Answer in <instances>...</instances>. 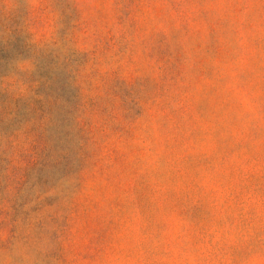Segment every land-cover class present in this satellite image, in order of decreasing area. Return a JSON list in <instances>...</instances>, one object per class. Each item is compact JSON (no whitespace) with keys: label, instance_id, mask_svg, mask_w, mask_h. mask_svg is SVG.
<instances>
[{"label":"rangeland","instance_id":"374dc122","mask_svg":"<svg viewBox=\"0 0 264 264\" xmlns=\"http://www.w3.org/2000/svg\"><path fill=\"white\" fill-rule=\"evenodd\" d=\"M0 89V264H264V0H0Z\"/></svg>","mask_w":264,"mask_h":264},{"label":"trees","instance_id":"16d2710c","mask_svg":"<svg viewBox=\"0 0 264 264\" xmlns=\"http://www.w3.org/2000/svg\"><path fill=\"white\" fill-rule=\"evenodd\" d=\"M12 107L7 90L0 89V146L8 150L12 146L11 138L16 134L15 118L11 116Z\"/></svg>","mask_w":264,"mask_h":264}]
</instances>
